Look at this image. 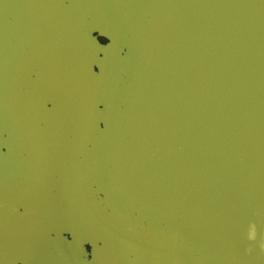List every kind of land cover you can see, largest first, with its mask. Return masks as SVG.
<instances>
[{"label":"water","instance_id":"1","mask_svg":"<svg viewBox=\"0 0 264 264\" xmlns=\"http://www.w3.org/2000/svg\"><path fill=\"white\" fill-rule=\"evenodd\" d=\"M0 264H264V0H0Z\"/></svg>","mask_w":264,"mask_h":264}]
</instances>
